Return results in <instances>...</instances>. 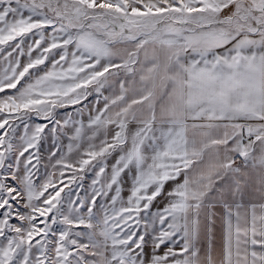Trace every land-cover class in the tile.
Segmentation results:
<instances>
[{
	"label": "snow or ice",
	"instance_id": "snow-or-ice-1",
	"mask_svg": "<svg viewBox=\"0 0 264 264\" xmlns=\"http://www.w3.org/2000/svg\"><path fill=\"white\" fill-rule=\"evenodd\" d=\"M0 264H264V0H0Z\"/></svg>",
	"mask_w": 264,
	"mask_h": 264
}]
</instances>
